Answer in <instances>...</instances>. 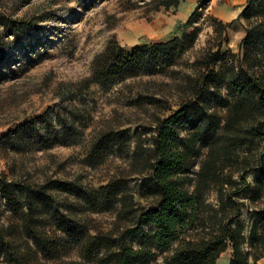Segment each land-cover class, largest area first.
<instances>
[{"label":"trees","instance_id":"obj_1","mask_svg":"<svg viewBox=\"0 0 264 264\" xmlns=\"http://www.w3.org/2000/svg\"><path fill=\"white\" fill-rule=\"evenodd\" d=\"M181 1L157 0L156 10ZM207 1H200L181 24V34L171 39L133 49L110 40L94 59L86 85L182 72L177 66L196 47L200 9ZM240 17L248 26L240 52L234 53L223 49L227 23L208 16L215 36L183 71L176 88L184 95L169 115L157 118L147 146L127 130L100 131L90 139L85 162L92 167L130 149L134 140L129 173L88 188L72 180L35 183L0 172L3 264L59 259L70 246L91 264H218L229 248L228 264H259L264 258V0H248ZM28 28L0 6V64L10 48L6 37L19 38ZM82 119L78 110L49 109L37 121L46 134L29 133L26 123L0 143L24 141L26 135L44 146L74 143L87 127L77 125ZM246 199L254 205L248 233L242 219ZM91 213H110L113 221L107 228L93 227Z\"/></svg>","mask_w":264,"mask_h":264},{"label":"rangeland","instance_id":"obj_2","mask_svg":"<svg viewBox=\"0 0 264 264\" xmlns=\"http://www.w3.org/2000/svg\"><path fill=\"white\" fill-rule=\"evenodd\" d=\"M156 1L0 0L9 17L24 20L29 27L19 38L6 37L10 48L0 64V139L26 123H31L29 133L31 129L35 134H46L44 123L37 121L49 109L66 113L78 110L84 119L77 125L87 124L83 134L70 144L58 141L44 146L27 135L24 141L0 143V172L35 183L55 178L72 180L88 188H97L114 175L127 174L134 140H130V149L112 153L104 163L92 167L85 162L90 139L100 131L127 130L133 139L140 137L144 146L149 144L157 118L169 115L184 95L176 88L183 71L196 52L215 36L208 16L214 15L228 25L223 49L240 52L248 26L240 14L248 0H208L200 9L204 14L197 23L202 31L196 47L177 66L182 72L129 77L108 86L92 82L87 86L93 61L110 40L133 49L171 39L181 34V24L201 0H182L178 7L159 10ZM72 94L73 98L67 99ZM136 199L141 201L139 195ZM253 206L246 199L242 214L246 233ZM87 215L91 226L97 228H107L113 221L110 213ZM231 257L229 248L218 264H228ZM40 264L91 263L70 246L59 259L43 258ZM259 264H264V259Z\"/></svg>","mask_w":264,"mask_h":264},{"label":"crops","instance_id":"obj_3","mask_svg":"<svg viewBox=\"0 0 264 264\" xmlns=\"http://www.w3.org/2000/svg\"><path fill=\"white\" fill-rule=\"evenodd\" d=\"M220 259H221V257L219 258V260H220ZM262 259H264V258H262ZM262 259H261V260H262ZM261 260H260V261H261Z\"/></svg>","mask_w":264,"mask_h":264}]
</instances>
